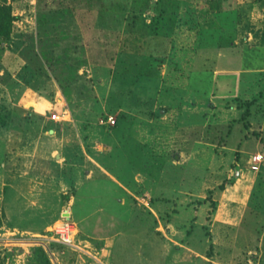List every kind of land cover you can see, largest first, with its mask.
<instances>
[{
	"label": "rangeland",
	"instance_id": "obj_1",
	"mask_svg": "<svg viewBox=\"0 0 264 264\" xmlns=\"http://www.w3.org/2000/svg\"><path fill=\"white\" fill-rule=\"evenodd\" d=\"M0 6V264H264V0Z\"/></svg>",
	"mask_w": 264,
	"mask_h": 264
},
{
	"label": "built area",
	"instance_id": "obj_2",
	"mask_svg": "<svg viewBox=\"0 0 264 264\" xmlns=\"http://www.w3.org/2000/svg\"><path fill=\"white\" fill-rule=\"evenodd\" d=\"M68 113L66 110L59 111L57 113H53L50 116V121L53 123H62L67 120ZM101 124H110L114 125L115 120L113 117H106L105 119H100L99 121ZM264 161V156L261 154L253 155L251 158V169L253 171L258 170V165ZM75 229L73 226L69 223H55L54 228L49 230V236L47 235V240L52 241V243L59 244L62 246H65L67 248H70L72 250H79L82 251L78 246L74 243V237L76 233H74ZM45 239V237H44Z\"/></svg>",
	"mask_w": 264,
	"mask_h": 264
},
{
	"label": "trees",
	"instance_id": "obj_3",
	"mask_svg": "<svg viewBox=\"0 0 264 264\" xmlns=\"http://www.w3.org/2000/svg\"><path fill=\"white\" fill-rule=\"evenodd\" d=\"M11 23H12V17L9 14V9L4 6H0V35L6 39L10 38ZM222 42H223L222 40L221 41L218 40L219 45H217L216 47H220V44H222ZM262 42L264 43V36ZM235 179L236 177H233V179H231L228 182V184L230 185L234 184ZM220 188L222 189V187Z\"/></svg>",
	"mask_w": 264,
	"mask_h": 264
},
{
	"label": "crops",
	"instance_id": "obj_4",
	"mask_svg": "<svg viewBox=\"0 0 264 264\" xmlns=\"http://www.w3.org/2000/svg\"><path fill=\"white\" fill-rule=\"evenodd\" d=\"M250 170V169H249ZM249 170L247 169L246 171H247V173L249 172ZM251 171H253L252 169H251ZM250 173H252V172H250ZM242 196V194H239L237 197H236V199H234V200H237V202H238V200H239V198ZM233 200V201H234Z\"/></svg>",
	"mask_w": 264,
	"mask_h": 264
},
{
	"label": "water",
	"instance_id": "obj_5",
	"mask_svg": "<svg viewBox=\"0 0 264 264\" xmlns=\"http://www.w3.org/2000/svg\"><path fill=\"white\" fill-rule=\"evenodd\" d=\"M52 132V131H51Z\"/></svg>",
	"mask_w": 264,
	"mask_h": 264
}]
</instances>
